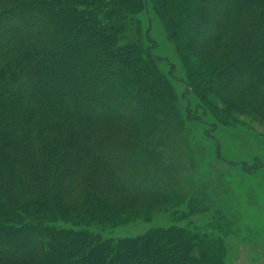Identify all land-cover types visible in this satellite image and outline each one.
Segmentation results:
<instances>
[{"label": "trees", "instance_id": "16d2710c", "mask_svg": "<svg viewBox=\"0 0 264 264\" xmlns=\"http://www.w3.org/2000/svg\"><path fill=\"white\" fill-rule=\"evenodd\" d=\"M159 2L171 7L174 37L184 30L192 43L195 29L218 24L204 43L222 44L231 59L214 95L245 81L264 89V0ZM139 7L136 0L131 8L126 0H0V264H218L180 228L124 239L90 230L121 222L107 201L117 189L154 200L129 188L141 187L131 168H142L141 183L170 180L155 150L179 133L181 120L159 61L128 41ZM235 11L244 20L237 32L227 16ZM192 69L206 98V71ZM128 102L146 130L141 141L117 133L132 118Z\"/></svg>", "mask_w": 264, "mask_h": 264}, {"label": "rangeland", "instance_id": "374dc122", "mask_svg": "<svg viewBox=\"0 0 264 264\" xmlns=\"http://www.w3.org/2000/svg\"><path fill=\"white\" fill-rule=\"evenodd\" d=\"M134 2L126 0L128 8ZM136 2L140 3L135 14L137 23L128 41L140 42L159 61L158 71L167 78L176 98L181 126L175 137L168 138L164 149L155 150L161 154L163 165H168L167 183L161 179L159 184L148 180L141 183V175L145 177L142 168L130 169L141 185L130 182V191L142 197L151 192L154 200H134L124 189H117L107 201L115 206V213L120 211L121 222L106 229L90 226V230L99 231L105 238L124 239L176 227L192 234L199 245H206L203 253L216 257L218 264H264V106L254 98V93L264 97V89H255L245 81L214 95L226 81L224 68L231 59L222 44L204 43L214 35L218 24L211 29H195L191 43L184 30L179 29L174 37L176 19L168 14L171 7H160L159 0ZM227 16L235 20V32L244 29L240 14L235 11ZM226 36L221 34L219 39ZM194 66L206 71L201 78L206 98L194 86ZM129 105L124 113L132 118L124 120L117 133L124 134L121 139L130 136L141 141L146 130ZM124 199H131V206L129 202L122 209L119 204ZM200 249L196 247L195 253Z\"/></svg>", "mask_w": 264, "mask_h": 264}]
</instances>
